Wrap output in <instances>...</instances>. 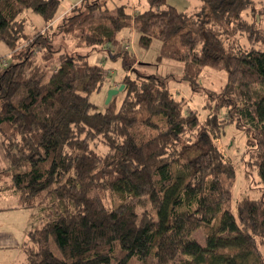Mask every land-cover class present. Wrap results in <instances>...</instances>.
<instances>
[{"label":"trees","instance_id":"obj_1","mask_svg":"<svg viewBox=\"0 0 264 264\" xmlns=\"http://www.w3.org/2000/svg\"><path fill=\"white\" fill-rule=\"evenodd\" d=\"M110 1L76 5L61 19L65 38L104 47L134 28L138 46L160 42L158 62L181 64L195 90L205 68L225 69L227 82L211 95L205 120L154 74H127L121 107L112 101L93 112L91 96L101 91L106 69L86 56L61 54L43 82L59 51L52 31L61 0H0V41L15 59L0 67L8 162L0 196L11 193L18 209L38 211L42 226L23 246L28 263L264 264V27L263 17L246 19L255 1L197 0L198 10L188 13L171 0H137V13L122 4L109 15ZM27 11L45 29L26 33ZM228 125L246 132L249 165L261 184V197L239 200L236 213L235 167L215 143ZM192 138L207 141L188 157L183 147Z\"/></svg>","mask_w":264,"mask_h":264},{"label":"rangeland","instance_id":"obj_2","mask_svg":"<svg viewBox=\"0 0 264 264\" xmlns=\"http://www.w3.org/2000/svg\"><path fill=\"white\" fill-rule=\"evenodd\" d=\"M81 0H61V5L56 15L53 33V49L59 50L47 64V70L43 78V82H48L53 74L52 70L59 64L60 55L69 53L72 55L86 56L91 64L100 65L106 69V78L100 92H96L91 96L93 103V112H103L109 105L107 103L109 95H112L110 103L113 101L120 108L125 97V93L120 88V82L129 74L134 77L137 73L142 75H156L160 79H167L173 94L177 99H186L188 107L197 111L201 120H205L209 115V109L206 108L211 95L218 96L224 89L227 82V73L225 69L205 68L199 77V87L194 89L187 81L182 78V65L179 63L162 61L158 62L157 57L160 50V42L155 41L149 50L140 48L137 44L139 33L134 29H126L118 36L117 43L106 45L104 47L88 48L83 47L78 39L67 40L61 32L59 26L61 19L71 8L80 3ZM255 1V11L248 12L246 19L252 22L256 15L257 19L263 17L260 21L264 27V0ZM78 2V3H77ZM76 3V4H75ZM137 0H112L108 4L109 15H114L115 7L126 4L129 11L137 13ZM170 3L180 10L193 13L200 7L197 0H171ZM67 9H69L67 11ZM67 11V12H66ZM26 18V33L33 34L35 31L45 29V22L32 11H27L23 15ZM241 42L245 43V35L239 34ZM52 49V48H50ZM124 49L127 50L126 53ZM36 61L41 62V54L36 55ZM15 59L11 56L9 47L0 41V67L9 66L14 63ZM153 64V65H151ZM157 64V65H155ZM132 65V70L125 67ZM169 75V76H168ZM118 91V92H116ZM207 140L204 138L200 143H196L197 139L192 138L188 143L184 144L183 152L188 157H193ZM220 147L225 158L235 167V179L232 185L231 210L236 213V206L239 200L250 198L257 200L261 197V184L257 170L249 165L248 154V137L245 131L238 130L234 125H228L224 128L221 139L215 140ZM201 147V148H200ZM8 162L2 145V136L0 134V172L7 168ZM16 201L12 197H0V208L8 209L14 206ZM109 205L112 199H108ZM15 212V213H14ZM218 217L215 220L217 223ZM42 224L38 220V211L15 209L7 210L6 213L0 212V233L10 232L17 238V246L7 249H0V264H29L27 255L23 249V234L26 229L35 230L41 228ZM195 238L202 244L205 243V236L202 231L195 234ZM52 251L57 257L61 254L56 245L51 241ZM148 264H153V260L149 259Z\"/></svg>","mask_w":264,"mask_h":264},{"label":"crops","instance_id":"obj_3","mask_svg":"<svg viewBox=\"0 0 264 264\" xmlns=\"http://www.w3.org/2000/svg\"><path fill=\"white\" fill-rule=\"evenodd\" d=\"M83 0H81V1H78V2H82ZM77 2V3H78ZM80 3H78V4H80ZM76 4V3H75ZM78 4H76V5H78ZM75 5V6H76ZM74 6V7H75ZM73 7V8H74ZM73 8H71V10L73 9ZM69 9H67V11H68ZM70 10V11H71ZM66 11V12H67ZM70 11L68 12V13H66L64 16H66V15H68L69 13H70ZM8 167V166H7ZM5 169V168H4ZM0 197H12V198H14V200L16 201V203H15V205L14 206H12V207H9L8 209H2V208H0V212H3V213H6V211L7 210H9V212L10 211H14L15 209H17L18 210V208H17V198H16V196L15 195H13V194H11V193H5V194H3V195H1ZM15 213V212H14ZM28 232H29V229H26L25 231H24V234H23V246H24V244H25V242L27 241V234H28ZM17 238L15 237V235L13 234V233H10V232H3V233H0V249H7V248H11V247H13V246H17Z\"/></svg>","mask_w":264,"mask_h":264},{"label":"water","instance_id":"obj_4","mask_svg":"<svg viewBox=\"0 0 264 264\" xmlns=\"http://www.w3.org/2000/svg\"><path fill=\"white\" fill-rule=\"evenodd\" d=\"M123 89H124V86H122V87L120 88V90H118V91H121V90H123ZM118 91H116V92H118ZM111 99H112V95H109V97H108V101H107L108 104H110Z\"/></svg>","mask_w":264,"mask_h":264}]
</instances>
